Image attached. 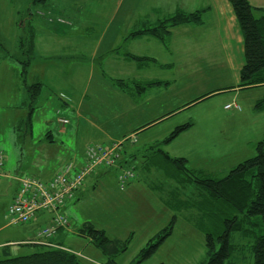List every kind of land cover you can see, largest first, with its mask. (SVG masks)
I'll list each match as a JSON object with an SVG mask.
<instances>
[{
	"label": "rangeland",
	"instance_id": "374dc122",
	"mask_svg": "<svg viewBox=\"0 0 264 264\" xmlns=\"http://www.w3.org/2000/svg\"><path fill=\"white\" fill-rule=\"evenodd\" d=\"M96 1L0 0V151L4 153L5 172L11 178L13 186L16 184L15 179L24 176L42 181L52 178L72 156L69 150H72L74 137L81 138L84 143H99L97 138L100 131L92 128L88 121L84 127L71 131L76 123V109L66 106H70L72 102L67 97L68 94L86 96L83 108L88 113L89 120L93 122L97 115L95 112L89 113L87 105L91 101L95 106L103 107V109L92 107L89 110L97 111L106 117L107 122L100 123L105 132L110 134L105 142H109L111 138H118L119 142L124 143L121 151L126 152V155L120 157L122 161L134 152L136 158H141L142 154H145L144 147L158 144L159 149L171 158L185 159L186 167L194 171L195 176L223 179L237 165L255 157L257 147L261 143L264 148V109L257 108V104L264 98V85L247 89L238 88L239 83H235V75L239 78V72L244 65V48L240 55L233 44L232 49H228V43L233 40L228 39V30L222 29L225 33L220 32L223 35L225 50L223 45L222 49L217 46L211 49L202 45L203 42H197L196 37L191 40V33L181 32L179 28L176 29V33L172 31V39L170 29L165 44L160 43V51L149 50L145 45H140L134 55L128 53L132 50L125 48L133 39L129 37L130 32L120 40L119 46L113 52L124 58L129 57L127 59L132 61L130 56L141 52L143 54L138 57L148 60L141 63L131 62L129 74L124 73L121 80H117L120 82H111L115 87V93L110 91L111 93L105 94L108 86L100 88L94 81L87 87L79 82L77 86L72 87V83L66 82L69 75L65 74V70L69 69L71 62L59 55L66 53L63 49L73 41L74 36H71L70 41L69 39L62 41L67 42L66 44L61 43L58 46L49 44L48 42L52 40L47 37L62 25L72 24L67 21L69 17L64 10H76V15H81L78 19L83 25H92L96 21L94 16L97 11L100 13L104 11L106 16L107 11H116L122 2L98 0V5H94ZM132 1L124 2L121 9L128 10ZM226 1L235 17L230 2ZM246 1L255 19L264 16V0ZM207 3L208 0H147L144 4L137 5L136 14L142 16L148 13V20L152 26L173 16L177 11L185 14L201 12L202 21ZM155 8L157 10H153ZM129 24L125 22L122 29L129 27ZM31 36L35 48L31 56H27L25 52ZM138 37L148 36L135 38ZM20 41H23V46H20ZM152 42L157 44L155 39ZM27 57L29 59L31 57V62L25 68L27 73L25 78L21 75V70ZM91 59L95 60L93 57ZM93 63L101 66L100 61ZM141 66L145 68L142 79L152 80L151 82H154L153 79L161 80L159 85L169 86L165 94L153 98L152 102L168 103L166 109L162 108V112L168 110V113L173 111L174 114L166 115L161 122L155 121L157 123L154 125H150V122L156 115L150 111L140 113L137 109L140 101L137 99L136 111L128 112L131 107L129 102L133 100L131 93L133 91L138 93L136 86L131 85L133 81L131 74L138 72L137 68ZM72 68L81 69L80 66ZM85 69L87 66L84 65L82 70ZM32 73L43 82V85L35 101L30 104L27 87L39 83L36 79L31 80ZM160 88L163 90L165 87ZM59 92L65 94L60 95ZM233 102L240 108L239 110L224 109L225 105ZM58 118L69 119L70 124L60 125L57 122ZM184 125L189 126L168 143H162ZM61 127H69L68 133L60 131ZM133 127L141 129L133 131L135 135L131 136L130 131ZM98 146L106 147L105 144L96 147ZM111 146L112 144H107V147ZM84 158L86 159V151ZM155 158L154 161L157 159ZM128 167L125 164L122 170ZM138 170H134L135 175ZM163 171L161 168L153 167L146 172L140 169L143 181L132 182L123 191L118 187L113 169L98 176L97 182H94V176L85 179L83 188L75 199L67 201L60 210L69 221V226L65 230L66 236L62 241L64 247L79 254L84 264H106V258L99 250L77 237V230L84 223H90L96 230L104 231L109 239L130 238L126 251L114 259L116 264H201L205 257V233L190 219L194 218L193 213L183 211V208L196 204L194 212L200 217L199 214L205 211L204 208L223 209V205L214 203L207 194L197 192L191 183H187L184 195L173 197L171 191L176 186L173 181L167 180ZM98 174L99 171L96 175ZM91 183L96 184L94 189L91 188ZM195 193H198V196L200 194V200L196 201L198 203L189 200ZM10 194L11 190H8L0 196V237L10 231H22L20 240H34L33 236L28 238L26 236L29 224H8L5 214L11 200ZM169 200L173 205L178 200L182 204V212H176L173 207L167 206ZM222 211L228 213L227 210ZM172 217H175L176 221L172 225L171 235L152 256L143 258L138 263L142 250L169 225ZM207 218L205 216L197 223L204 224L208 231L213 229V225L218 221ZM249 227L252 231L251 224ZM231 238L239 244V253L234 255L236 264H253L251 236L248 233L244 235L233 233ZM53 239L46 240L44 245H50L52 241L60 242ZM155 242L154 239L153 243ZM9 250L11 258L40 252L39 248H33L25 243L15 244L9 247ZM4 258L0 248V260Z\"/></svg>",
	"mask_w": 264,
	"mask_h": 264
},
{
	"label": "trees",
	"instance_id": "16d2710c",
	"mask_svg": "<svg viewBox=\"0 0 264 264\" xmlns=\"http://www.w3.org/2000/svg\"><path fill=\"white\" fill-rule=\"evenodd\" d=\"M228 1L233 8L243 38L244 65L239 72L238 88L247 89L262 86L264 85V16L259 19H255L251 14V8L246 0ZM200 24H202L201 12L185 14L182 11H177L173 14V16L157 22L154 26L150 24L148 19L139 21L136 23L129 37L135 38L137 36H148L153 37L162 44H165L170 29L182 25ZM30 38L28 48L25 52L27 56H31L34 48V39L32 36ZM23 45V41H20V46ZM130 57L133 61L139 63L148 60L146 58L142 59L135 56ZM30 62L31 57L30 59L27 57L23 62L21 75L25 76V78V68L28 67ZM143 84L133 83V86H136L138 93L143 92L145 88H152L160 83L147 82L144 85ZM123 85L125 86L126 84ZM41 86V84L35 83L27 87L30 104L33 103L39 95ZM257 108L258 110L264 109V98L259 104H257ZM65 120L68 125L69 120ZM188 126L189 125H184L179 127L176 131H174L170 138L165 139L162 143H168ZM50 143H52V141H50ZM123 144H120L118 151H115L117 158L114 160V164L112 166H98L95 168L94 173L86 176L85 179L94 176V182H97L98 176L103 175V172L107 170L113 169L118 187L121 188L118 175L123 171L122 166L126 164L129 166L127 169H129L130 166L133 170L139 169L132 181L130 180L127 183V188L132 182L143 181L141 174L139 173L140 169L141 171L146 172L152 167L158 169L161 168L164 170L163 173L167 180L173 181L174 186H176L171 191V195L173 197L174 195H177V197L184 195V191L187 189L186 186L191 183L194 184L196 187L194 189H197V192H203L202 195L207 194V196L214 201V203H221L223 205V209H216L214 207H210L209 209L204 208L205 211L199 214L200 217H198V213L195 214L194 212L196 211V204H191L188 207L185 206V208H183V211L186 210L190 211V214L193 213L192 215H194V218L190 219L193 223H195L199 230H203L205 233V257L201 264H236L234 255L239 253V244L232 240L231 235L233 233H242L243 235L244 233H248V235L253 239V243L251 245L253 264H264V148L262 143L257 147L255 157L247 159L243 163L237 165L223 179H213L207 176H195L194 171L186 167L187 161L185 159L171 158L167 153L159 149L158 144L144 147L143 152L145 154H142L141 158H136L137 156L135 157L134 155L136 152H134L129 154L126 160L122 161L120 157L126 155V152L122 153V151L120 154V149ZM154 158L156 161H154ZM130 161H132V163ZM85 163V158L82 165L79 167L74 166L72 163H67L57 174L62 173L67 167H70L72 171L79 170ZM97 171H99L98 175H96ZM25 177L28 176L21 178ZM4 178L5 177L0 180L2 181ZM83 184L77 193L82 190ZM95 185L96 184L91 183V188L94 189ZM77 193L71 200L75 199ZM199 198L200 194L198 196V193H195L189 200L194 201V203H198L196 201H199ZM166 204L171 208L173 207L176 212H182V204L178 200H176L174 205L171 200H169ZM191 209H193V211ZM222 210H227L228 213H226V211L223 212ZM38 213L47 212H37L36 215ZM205 216L208 217L207 219L218 221L213 225L214 228L208 229V231L206 230L207 228H205L204 224L198 225L197 223L198 220L204 219ZM175 221L176 218L172 217L169 225L162 229L161 232L155 236V238L148 242L145 249H143L140 254V260L138 263L141 259H147L152 256L165 239L171 235L173 229L172 225ZM50 223L51 222L41 225L37 231L33 232L31 237L33 236L34 240L22 243L29 244L30 246H33V248H39L40 252L28 256L11 258L9 250V247L11 246H4L1 249L5 258L0 260V264H84L79 254L67 250L66 247H64V244H62L63 240L61 239L66 236V229L64 228L57 229L56 234L53 237L57 240L59 237V241L61 243L52 241L51 244H55L53 247L40 244V242L44 241L37 237V232L42 227H48ZM249 224L253 227L252 231H250ZM66 227H68V225ZM77 231L78 238L85 240L89 245H92L103 254L106 258V264H116L114 259L126 251L130 240V238L127 240L118 238L109 239L105 235L104 231L96 230L90 223H84ZM154 239L156 241L155 243H153Z\"/></svg>",
	"mask_w": 264,
	"mask_h": 264
},
{
	"label": "crops",
	"instance_id": "0c3cea01",
	"mask_svg": "<svg viewBox=\"0 0 264 264\" xmlns=\"http://www.w3.org/2000/svg\"><path fill=\"white\" fill-rule=\"evenodd\" d=\"M126 1L127 0H122L120 6L118 7V9H116V11L114 10L113 12L107 11L106 16H104V11H102L101 13L97 11L96 15L94 16L96 21L92 23V25H83V22L78 19V17H80L81 15L77 16L76 10H72V9L71 11L64 10L66 15L69 17L67 21L72 22V24L62 25L47 37L48 39L52 40L51 42H48L49 44L58 46L62 43L63 40L69 39L70 41L71 36H74L73 41H71V43L66 47H64L63 49V51H65L66 53L59 55V57H64L65 59H68L69 62H71L69 69L65 70V74L69 75V78L65 81L72 83V87L77 86V82L84 83V86L87 87L89 86V84H91L94 81L98 83V86L100 88L105 87V85L108 86V91L105 94L111 92L115 93V87L111 82L121 80V76L123 77L124 73L126 72L127 74H129L128 71L132 64L131 62L138 63L136 61L128 60L127 58L121 57L113 52L119 46L120 40H123L127 35H129L130 32L133 31V28L135 27L136 23H138L141 20L148 19V13L142 16H138L139 14H136L137 5L144 4L147 0H133L130 3L129 9L125 11L122 10L121 8L123 3ZM96 4L98 5V0L94 2V5ZM205 6H206V11L202 15V24H200L199 26H178L174 29H171V34L172 31L173 33H176V29L181 28V32L185 31L191 33L190 35L191 40L194 39L193 37H196L197 42L200 41L203 42L202 45L209 46L211 49L214 46H217L218 48L222 49V45L224 46V42H223V35L220 32L223 31L222 29H224L225 31L228 30L229 31L228 39L231 40L233 38V40L228 43V49L231 50L233 44V46L237 49L239 55L242 54L243 52L242 35L240 33L238 23L236 22L235 17L233 15L232 9L230 5L227 3V1L208 0V3ZM153 10H157V9L155 8ZM125 22H127V24L130 23L129 27H127L126 29H122L124 27L123 24ZM172 37L173 34L171 35L170 39H172ZM152 40L154 39L152 38L150 39L149 37L133 38L125 48H129V50H132V51H128V53H132L133 55L136 49L138 48V46L140 45H145L149 50L153 49L155 51H160L159 48L161 47L160 46L161 42L155 39V41L157 42V44H155L152 42ZM66 43L67 42L62 44H66ZM223 48L225 50V46ZM88 49L89 52H87ZM87 53H91V54H87ZM142 54L143 53L139 52L136 53L135 56L140 57ZM91 57H93L95 60H92ZM91 60L93 62L100 61L101 66H96V64H94ZM84 65L87 66V69L82 70V67ZM75 66H80L81 69L80 70L76 69L77 71L73 70L72 67ZM123 70L125 71L123 72L122 75ZM137 70L138 72L131 74V77H133V81L131 82V85H133V83L145 84L147 82L152 81V80L147 81L145 78L142 79L141 76L144 74L145 71V68L143 66L137 68ZM77 74L79 75L78 78H77ZM30 78L32 81H35L36 79V81H38L41 85H43V82L37 79L36 77H34L33 73ZM235 78H236L235 83L236 82L239 83V78L236 75ZM153 81L160 83L161 80L155 81L153 79ZM160 87H165V88L163 90H160L161 89ZM168 89L169 86L157 85L152 88H145V90L141 93H134L133 91L131 93L133 100L129 102V106L131 107L128 109V112L136 111L137 100H138L140 101V103L138 104L137 109H139L140 113L141 112L145 113L147 111L148 112L150 111V113L156 115L151 120L150 125H154L157 122H161L165 117L174 114V112L173 111L169 112L170 114L168 113V110L162 112V108L166 109L168 103H164L160 101L152 102V100L153 98L156 99L161 97L163 94L167 92ZM58 94L63 95L65 93L59 92ZM122 94H125V92H122ZM67 97H69V99H71L72 102L70 106L69 105L66 106H68L71 109L74 108L76 109V123L75 126L71 128V131H76L78 127H84V124L87 123L88 121L92 128H95L97 131H100V135L97 138V141L99 143H95V144L84 143V141L81 138L74 137L71 145L72 150H69L70 155L72 156H70V158L66 162H64V164L55 173V175L59 171H61V169L67 163H72L74 166L77 167L81 166L84 160V152L88 145H99V144L107 145L112 142L119 141L118 138L115 139L111 138L109 142H105V140L108 139L109 137L108 135L110 134L109 132H105L106 130L103 129V126L100 123L105 124L107 122L106 117L100 115L97 111L89 110L92 107H97L98 109H103V107L95 106L93 102L91 101L89 102V105H87L88 112L89 113L95 112V114L97 115L95 122H93L89 120L88 113L83 108L84 99L86 98L84 94L83 95L80 94L77 95L76 93L74 95L68 94ZM125 112H127V109ZM139 129L136 127L131 128L130 133L132 134L130 135H133L134 134L133 131L136 132ZM59 130L63 131L64 134H67L69 131V127L66 128L61 127L59 128ZM16 185L17 183L13 186V184L11 183V179L9 177L4 178L2 181H0V196L5 194L8 190H11L10 195L12 198L16 189ZM51 215H53V213H48V212L38 213L35 219L32 220L29 225H27L29 230L28 235H26L27 238L31 237L32 235L31 233L37 231V229L41 225H45L48 222H50L52 218ZM20 233H22V231L21 232L10 231V233H7L4 236L0 237V248H3L4 246H14L15 244L18 243L22 244L23 242H25V239L20 240V238L22 237V234ZM61 240H63V238Z\"/></svg>",
	"mask_w": 264,
	"mask_h": 264
},
{
	"label": "built area",
	"instance_id": "2783aa9c",
	"mask_svg": "<svg viewBox=\"0 0 264 264\" xmlns=\"http://www.w3.org/2000/svg\"><path fill=\"white\" fill-rule=\"evenodd\" d=\"M231 108L238 109L235 104L227 105L226 110ZM58 123L66 125L65 119H59ZM117 144L111 147L89 146L86 149V163L81 169L72 171L67 167L62 173L55 175L48 181H41L33 177H25L17 180V187L6 210V219L8 224H28L34 218L37 212L53 213L50 225L42 227L37 232V237L41 238V245L46 240L52 239L57 229L68 225L67 219L60 213L64 204L71 200L77 191L82 187L86 176L94 173L98 166L108 167L114 164L118 151ZM5 156L0 152V179L5 176ZM119 184L121 188L132 180L135 175L127 169L121 172ZM46 246V245H44ZM52 246L53 245H47Z\"/></svg>",
	"mask_w": 264,
	"mask_h": 264
}]
</instances>
